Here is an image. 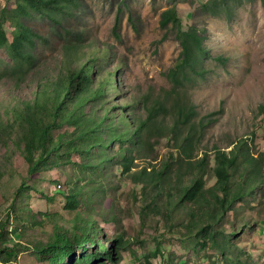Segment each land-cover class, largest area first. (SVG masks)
I'll use <instances>...</instances> for the list:
<instances>
[{"label": "rangeland", "instance_id": "1", "mask_svg": "<svg viewBox=\"0 0 264 264\" xmlns=\"http://www.w3.org/2000/svg\"><path fill=\"white\" fill-rule=\"evenodd\" d=\"M207 1L78 0L66 14L55 18L34 11L22 19L35 35L33 45L26 48L35 58L34 64L27 69L12 60L8 47L0 49V120L14 123L0 132V224L9 220V231L15 229L9 245H22L13 264H49L34 251L33 243L47 242L55 225L72 229L78 215L102 228L100 240L115 257H121L117 264H264V188L255 196L244 197L225 214L220 228L233 231V242L224 253L212 245L197 246V229L187 227L193 219L190 211H197L199 220L213 207L179 204L176 190L181 170L173 161L178 152L166 134L169 132L164 131L161 108L155 111L160 119L146 128L139 145L127 141L135 157L129 170L122 168L123 153L116 140L106 154L113 160H101L95 169L81 166L84 160L71 153L56 157V166L32 175L25 157L24 131L17 124L21 109L35 98L38 88L46 80L59 78L70 66H79L97 50L96 43L102 58L99 74H93L94 87L119 69V90L112 86L89 100L84 111L94 115L95 109L104 117L110 114L116 126L104 130L108 140L128 128L119 117L126 115L136 127L135 119L145 117L148 107L161 106L174 85L169 73L179 62L182 45L172 27L161 25V15L177 4L184 27L198 26L212 54L206 61L207 76L196 77L187 86L198 120L207 122L197 153L202 157L209 151L214 159L216 149L228 151L242 139L254 155L264 152V1L240 0L238 5L233 1L232 18L207 11L203 7ZM16 4V0H0V23L10 41L14 27L9 19L15 15ZM73 47L78 50H71ZM37 155L35 152V159ZM166 159L174 163V171L160 191L154 192L153 186L146 190L137 173L145 165L161 167ZM214 163L212 160L211 165ZM216 181L211 174L206 176L207 187ZM75 184L86 192L79 198L78 210L71 211L66 197ZM119 238L124 239L120 255L115 246ZM96 249L91 247L89 253ZM81 255L79 250L76 258ZM104 262L110 264L107 259Z\"/></svg>", "mask_w": 264, "mask_h": 264}, {"label": "trees", "instance_id": "2", "mask_svg": "<svg viewBox=\"0 0 264 264\" xmlns=\"http://www.w3.org/2000/svg\"><path fill=\"white\" fill-rule=\"evenodd\" d=\"M16 1L15 15L9 19L14 27L13 39L12 41L8 39L0 23V49L8 47L12 60L26 65L28 69L34 64L35 58L31 53H26V48L33 45L35 35L22 23V19L29 17L34 11L55 18L56 14H66L69 8L76 6L78 0ZM233 1L235 0H208L203 3V7L211 13H223L228 18H232L235 8ZM236 2L238 5L240 0ZM161 25L164 28L172 27L182 45L179 62L169 73L174 85L167 90L168 93L161 106L148 107L145 117L135 119L136 127H132L133 123L126 115L124 118L119 117L118 120L126 121L125 125L128 128L126 131L114 134L108 140L104 130H113L114 124L116 126V123L111 121L110 114L104 117L100 111L93 109L95 113L92 115L84 111V106L89 100L107 92L112 86L119 90L116 79L119 69L109 72V77L98 87H94L93 74L95 76L99 74L98 61L102 58L95 43L97 50L92 51L79 66L73 68L70 66L66 72H61L56 80H46L44 86L38 88L35 98L31 102H26L21 109V117L17 124H20L24 131V151L25 157L30 162L29 172L33 175L44 167H54L57 164L54 161L56 157L61 158L71 153L79 154L84 160L81 166L95 169L101 164V160L106 162L113 160L112 156L106 154L116 140L120 142L119 153H123L122 168L129 170L131 166L133 167L135 157L133 148L126 146L127 141L139 145L146 128L150 129L152 122L160 119V115L155 111L161 108L164 131L169 132L166 134H170L175 143L174 149L178 152L177 157L173 155V161H176L181 170L180 185L176 190L179 204L190 203L202 206L206 204L213 207L204 212L199 220L196 217L197 211L191 210L193 219L187 227L197 229L195 236L200 249L212 245L219 253H224L225 248L233 242L231 239L233 231L227 232L220 228V224L225 214L233 210L238 201L246 196H255L260 188H264V152L254 155L249 149L247 140L242 139L232 143L228 151L216 149L214 159L211 158L209 151H205L202 157L199 156L197 150L202 146L207 122L205 118L198 120V109L190 99L187 86L191 85L196 77L207 76L209 70L206 61L212 54L207 46L206 36L198 26L184 27L177 4L163 10ZM71 50L78 49L73 47ZM107 51L106 49L104 54H107ZM216 59L224 60L221 56H217ZM108 111L110 112V109ZM7 125L14 123L9 124V120H0V132ZM35 152L38 154L37 159L34 156ZM94 159H98V163H93ZM212 160L215 161L214 165H211ZM67 161L72 162L69 158ZM173 166L174 163L167 159L161 167L153 164L145 165L137 173V179L140 183H144L146 190L149 186H153V191L158 192L163 188L168 174L174 171ZM209 174L217 179L211 187H207L206 184V176ZM186 177H189V183H185ZM87 181L89 183V180ZM85 192V189L75 184L66 197V207L71 211L78 210L81 202L79 198ZM156 195L158 197L160 194L156 193ZM96 224L95 221L78 215L72 229L55 225L47 242L33 243L34 251L39 256L45 257L49 264H69V260L71 264H108L104 262L106 259L110 264H117L121 257H115L114 251L103 245L99 234L104 231ZM9 227V220L0 224V264L16 262L18 246H22L21 243L9 245L10 236L15 230L9 231ZM123 241L124 239L119 238L115 242L116 252L119 255V249H123ZM91 247H97L96 251L89 253ZM79 250H82V255L76 258Z\"/></svg>", "mask_w": 264, "mask_h": 264}]
</instances>
